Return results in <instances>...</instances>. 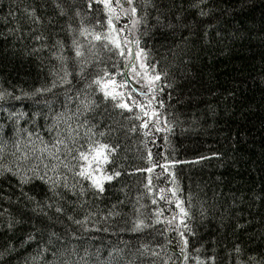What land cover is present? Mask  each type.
<instances>
[{"label":"trees","instance_id":"trees-1","mask_svg":"<svg viewBox=\"0 0 264 264\" xmlns=\"http://www.w3.org/2000/svg\"><path fill=\"white\" fill-rule=\"evenodd\" d=\"M112 4L0 0V264H264V0Z\"/></svg>","mask_w":264,"mask_h":264},{"label":"snow or ice","instance_id":"snow-or-ice-1","mask_svg":"<svg viewBox=\"0 0 264 264\" xmlns=\"http://www.w3.org/2000/svg\"><path fill=\"white\" fill-rule=\"evenodd\" d=\"M102 3L104 4V6L106 8L109 9L110 12H114L115 8L113 7L112 4V0H91V3ZM133 0H127V3L132 4ZM91 6V4L89 5ZM117 6L119 7H123L122 4H119V0H117ZM136 9L132 8V12L135 13ZM135 23V22H134ZM108 24L111 26L110 28V35H103L101 33H95L92 38L95 41H103V40H108L110 43L114 44L116 48H121L120 42L118 39H114L112 38L111 33L115 32V26L112 24V19L111 17L108 19ZM88 34V30L87 29H83L80 32V35L85 36ZM39 38V37H38ZM75 43V42H74ZM80 45H77L75 47V56L76 57H82L84 55V52L81 50ZM105 47H107V45H105ZM121 55H123V49H121ZM141 55L140 52L137 53V56L139 57ZM143 67V65H141ZM133 71H135V69H133ZM160 76L157 74L153 77V80H159ZM95 84L97 85H102L101 87V91L104 94L105 98H111V99H116L118 96H123V93H119L116 91V88L119 87L116 84V81L114 79H109L107 82H105L104 78L98 79L94 81ZM53 86H55L53 84ZM111 86L112 90L109 91V87ZM50 90V89H49ZM37 91H44L43 89H38ZM4 96L3 93H0V100H3ZM17 99H19V97H17ZM134 103V102H133ZM117 107L119 108H124V109H128L129 111H131V108L129 107V105L127 103H120L117 105ZM141 111H144L143 106H141ZM145 115H147V112L144 113ZM144 127H147V123L144 124ZM57 143H63V141H58ZM115 151V149L110 148L108 145L106 144H101L98 147L88 151V152H79V159L86 161L87 164L86 166H82L81 169L78 171L77 175H79L81 178L85 179V180H89L91 181V187L95 188L99 193H103L104 192V186L102 183V180L96 175V173H99L102 171V167H101V161L106 164L108 163V154H110L111 152ZM95 165V167H94ZM65 167H67V164H65ZM152 169H148V171H151ZM7 171H11V169H7ZM120 175V173L118 171L114 172L112 175H105L103 176V180H107V181H111L112 179H114L115 177H118ZM40 179H44V177H39ZM30 179L28 177H25L21 180L22 183L27 182V180ZM149 183H151V181L149 180ZM163 198V197H161ZM155 202V201H153ZM178 207L180 206L179 204L177 205ZM57 211H61V209H57ZM181 212L184 215H187V212L181 208ZM77 223H79V221H77ZM144 226L143 225V221H140L137 224V228H140ZM181 235H183V233H181ZM185 243H187V241H185ZM237 251H239V249H237ZM156 253H154L155 255Z\"/></svg>","mask_w":264,"mask_h":264},{"label":"rangeland","instance_id":"rangeland-1","mask_svg":"<svg viewBox=\"0 0 264 264\" xmlns=\"http://www.w3.org/2000/svg\"><path fill=\"white\" fill-rule=\"evenodd\" d=\"M136 62V63H135ZM142 65V60H141V57H138L137 56V59L136 61L133 62V64L131 65L132 66V71L129 70V72H132L133 73V76L139 81L140 80V75H141V72L144 71L143 70V67L141 66ZM133 69H135V71H133ZM142 70L139 72V70ZM145 79H147V77L145 76Z\"/></svg>","mask_w":264,"mask_h":264}]
</instances>
